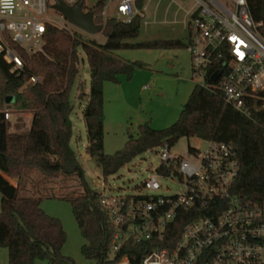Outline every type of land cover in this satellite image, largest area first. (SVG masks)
Instances as JSON below:
<instances>
[{
    "label": "trees",
    "instance_id": "trees-1",
    "mask_svg": "<svg viewBox=\"0 0 264 264\" xmlns=\"http://www.w3.org/2000/svg\"><path fill=\"white\" fill-rule=\"evenodd\" d=\"M145 0H136L141 8ZM254 21H261L264 31V0H247ZM104 0L96 1L89 9L96 24H103L104 43L82 38L78 34L48 25L43 52L28 55L19 50L23 69L19 74L10 71L0 56V248H7L8 264H33L38 259L50 264H74L62 254L66 232L56 216L41 207L46 188H38L32 195L24 194L31 175L37 173L44 181L60 176L75 175L81 192L53 194L68 202L83 241L80 252L95 264H107L108 250L114 232L107 212L99 203L100 193L90 188L85 173L74 153L70 139L72 110L70 93L80 74V52L85 53L90 70L89 92L77 98L85 101L82 118L85 124L87 145L85 153L97 158L102 175L114 174L123 165L141 153L166 145L168 148L180 139L196 137L229 143L237 152L239 172L232 186V193L253 203L264 201V109L252 112L251 118L238 113L225 102L218 88H204L195 84L179 117L164 128H152L148 123L137 127L136 136L128 133L122 148L112 154L103 151L104 141V82H118L120 74L130 77L141 62L123 60L113 55L119 49H171L187 48L180 39H161L132 42L140 32L141 18L136 16L129 24L105 17ZM32 75L41 81L28 83ZM208 83H212L207 76ZM8 97L11 107L30 113V126L26 131L8 132V121L2 111ZM192 151V147L188 146ZM8 178L16 179L13 185ZM31 181V179H30ZM184 219H177L174 233L167 237L176 243ZM169 231L168 234H170ZM158 244L155 241L136 243L129 241L122 250L133 264Z\"/></svg>",
    "mask_w": 264,
    "mask_h": 264
},
{
    "label": "built area",
    "instance_id": "built-area-1",
    "mask_svg": "<svg viewBox=\"0 0 264 264\" xmlns=\"http://www.w3.org/2000/svg\"><path fill=\"white\" fill-rule=\"evenodd\" d=\"M63 1L72 5L78 0ZM104 1L105 8L114 0ZM53 2L11 0L6 7L0 0V56L12 73L23 69L14 45L28 55L43 52L48 25L65 22L62 14H49ZM191 2L183 25L192 78L201 80L204 88H218L227 104L251 118L254 106L264 109L262 22L253 20L247 0ZM91 6L83 0L84 11ZM145 10V5L137 7L136 0H117L112 14L105 17L129 24L139 16L146 25ZM217 70V81L208 83L207 76ZM39 81L40 76L32 75L27 82ZM11 108L5 102V119ZM201 142L202 147L192 146L185 153L173 154L166 145L147 150L158 151L160 162L135 192L99 191V203L114 227L107 264H133L127 254L118 256L129 241L158 244L137 264H264V202L245 201L232 193L239 166L231 144ZM170 181L179 186L173 193H168ZM177 219L187 222L177 242L166 246Z\"/></svg>",
    "mask_w": 264,
    "mask_h": 264
},
{
    "label": "rangeland",
    "instance_id": "rangeland-1",
    "mask_svg": "<svg viewBox=\"0 0 264 264\" xmlns=\"http://www.w3.org/2000/svg\"><path fill=\"white\" fill-rule=\"evenodd\" d=\"M50 1V0H49ZM117 0L109 2L103 9L104 16H109L115 7ZM145 0L144 5L146 19L149 24L145 25L144 20L140 23L139 35L132 40L145 41L155 38L171 39L176 38L186 43L187 30L181 23L173 22L176 13V5H170L169 0ZM184 7L191 5V0H177ZM96 0H85L86 5H92ZM55 10H49V14L56 15ZM156 12V15H154ZM183 17L181 11L177 19ZM58 28L68 31L71 35L78 34L83 39H94L97 43H104L106 38L103 33L90 35L72 26L67 20L60 21ZM80 52V74L75 81L69 101L72 110L69 118L72 121V135L70 145L76 154L78 161L85 173V180L90 188L107 193H132L137 191L140 182L151 174L160 162L158 151H145L133 158L119 169L118 172L103 176L99 167L90 169L87 166V157L84 149L87 144L85 135V124L82 118V110L85 101H80L77 96L81 92H89L90 70L87 64L85 53ZM113 55L123 60L131 62H141L142 67H137L133 74L128 77L120 74L118 82H104L103 97L105 100L104 112V141L103 151L112 154L122 148L128 138V133L136 136L137 127L141 123H148L152 128H164L178 119L183 104L187 101L195 84H200L201 80L193 79L191 74L190 57L185 47L171 49H119ZM30 113L21 112L14 107L11 108L7 119L8 132L26 131L30 126ZM199 146L203 144L200 139L192 137L180 138L170 151L175 153H185L187 147ZM12 179V178H11ZM31 179V181H30ZM24 194L32 195L36 190L33 183L38 181V188H46V193L41 201V207L51 216L60 219L66 232L65 244L62 247V254L74 260V264H95L93 260H87L80 252L83 241L78 229V225L73 217L71 206L68 202L57 197H45L53 194H67L72 191L81 192L78 179L75 175L70 177L60 176L47 181L35 173L31 175ZM103 185V186H102ZM170 187L168 193L175 192L179 186L174 182H167ZM105 188V190H103ZM3 262L0 258V264ZM6 264H8L6 262ZM33 264H50L47 260L38 259Z\"/></svg>",
    "mask_w": 264,
    "mask_h": 264
},
{
    "label": "water",
    "instance_id": "water-1",
    "mask_svg": "<svg viewBox=\"0 0 264 264\" xmlns=\"http://www.w3.org/2000/svg\"><path fill=\"white\" fill-rule=\"evenodd\" d=\"M82 5L83 0H78L72 5L67 4L63 0H54L51 7L58 13L62 14L67 22L80 31H84L90 35L101 33L103 24H96L94 21V13H92L91 10L84 11ZM219 75L220 70H217L209 77V79L216 82ZM6 102L11 104L12 97H8ZM253 109L255 112H261L263 107L257 108L254 106ZM86 164L91 170L94 169V167L97 166V158H89Z\"/></svg>",
    "mask_w": 264,
    "mask_h": 264
},
{
    "label": "crops",
    "instance_id": "crops-1",
    "mask_svg": "<svg viewBox=\"0 0 264 264\" xmlns=\"http://www.w3.org/2000/svg\"><path fill=\"white\" fill-rule=\"evenodd\" d=\"M159 1L160 0H157L156 1V6H155V10H156V7H157V4L159 3ZM172 4H174V5H176V13H175V18H174V20H173V22H177V23H181L182 25H183V20H184V17H185V10H188V8H184L180 3H179V1H177V0H169V3H168V5H167V9H169V7H170V5H172ZM178 5H180L183 9H179L178 8ZM146 7V6H145ZM147 8V7H146ZM183 12V17L180 19V20H178L177 19V16H178V14L180 13V12ZM154 15H156V12H154ZM146 22H147V24H149L148 23V21H147V19H146ZM146 24V25H147ZM183 27H184V25H183ZM185 28V27H184ZM105 103V102H104ZM30 119V118H29ZM31 121V120H30ZM196 138V137H195ZM198 139V138H197ZM87 145V144H86ZM87 155V157L89 158V155L88 154H86ZM8 180L13 184V185H16V183H17V181H16V179H11V178H8ZM28 188V187H27ZM0 200H1V195H0ZM7 255H8V251H7V248H5V247H2V248H0V258H1V260H3V262L1 263V264H6V262L8 263V261H7Z\"/></svg>",
    "mask_w": 264,
    "mask_h": 264
},
{
    "label": "clouds",
    "instance_id": "clouds-1",
    "mask_svg": "<svg viewBox=\"0 0 264 264\" xmlns=\"http://www.w3.org/2000/svg\"><path fill=\"white\" fill-rule=\"evenodd\" d=\"M4 3H5V6L7 7V6H9V5H10V3H11V0H4Z\"/></svg>",
    "mask_w": 264,
    "mask_h": 264
}]
</instances>
